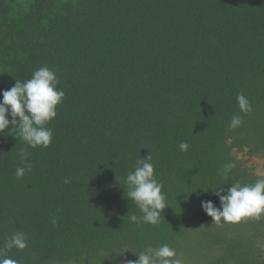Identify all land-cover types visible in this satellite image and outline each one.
Returning a JSON list of instances; mask_svg holds the SVG:
<instances>
[{
  "label": "trees",
  "instance_id": "obj_1",
  "mask_svg": "<svg viewBox=\"0 0 264 264\" xmlns=\"http://www.w3.org/2000/svg\"><path fill=\"white\" fill-rule=\"evenodd\" d=\"M42 66L65 96L47 148L0 134V249L27 239L5 255L129 264L168 244L182 264H264V214L214 223L202 208L220 207L212 189L264 178L248 164L264 158V0H0V101ZM148 155L168 205L156 225L127 198Z\"/></svg>",
  "mask_w": 264,
  "mask_h": 264
},
{
  "label": "clouds",
  "instance_id": "obj_2",
  "mask_svg": "<svg viewBox=\"0 0 264 264\" xmlns=\"http://www.w3.org/2000/svg\"><path fill=\"white\" fill-rule=\"evenodd\" d=\"M58 83L56 72L42 66L33 72L30 79L24 82L16 80L10 89L4 90L3 99L0 101V134L9 128L10 131L15 129L16 135L32 148L50 146L53 132L47 125L56 118L57 107L65 96L64 91L58 89ZM237 102L240 112L247 114L251 111V104L242 93L237 96ZM242 124L243 119L240 115L232 117V128H238ZM188 147L186 142L179 144L181 151L186 152ZM19 157L23 162L28 161V154L24 151L19 153ZM151 160V156L148 155L137 161L134 171L129 172L126 177V185L127 198L133 201L142 213L140 219L146 224L156 225L168 205L162 192V185L155 178ZM30 168V163L17 167L16 177L23 178L26 170ZM234 168L235 165L232 163L225 164L218 174L223 180H228ZM212 190L220 200V207H216L212 201H202V208L213 218L214 223L221 220L239 223L247 218H259L264 214V178L250 184L234 182L227 188L226 194L220 188ZM130 219L136 222L138 217L133 214ZM26 247L27 239L24 233L12 234L0 249V264H18V261L5 255L4 250L11 251L13 248L23 250ZM136 255L138 259L130 261L129 264H182L175 249L168 244H162L156 249L147 248Z\"/></svg>",
  "mask_w": 264,
  "mask_h": 264
},
{
  "label": "rangeland",
  "instance_id": "obj_3",
  "mask_svg": "<svg viewBox=\"0 0 264 264\" xmlns=\"http://www.w3.org/2000/svg\"><path fill=\"white\" fill-rule=\"evenodd\" d=\"M242 155V153H240ZM248 164L254 168L255 172L264 174V158L261 156L251 157Z\"/></svg>",
  "mask_w": 264,
  "mask_h": 264
}]
</instances>
